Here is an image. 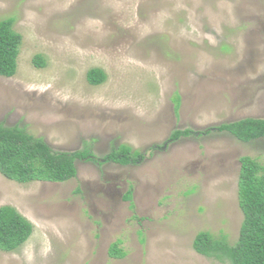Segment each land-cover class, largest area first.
I'll use <instances>...</instances> for the list:
<instances>
[{"label":"rangeland","instance_id":"1","mask_svg":"<svg viewBox=\"0 0 264 264\" xmlns=\"http://www.w3.org/2000/svg\"><path fill=\"white\" fill-rule=\"evenodd\" d=\"M7 17L22 44L17 73L0 76V122L57 151L102 160L128 144L142 157L76 159L65 182L0 172V206L34 226L0 264H224L193 241L202 230L238 239L240 158L264 165V137L217 129L264 119V0H0ZM92 67L103 83L88 81ZM175 129L191 133L171 140ZM118 240L122 258L109 254Z\"/></svg>","mask_w":264,"mask_h":264},{"label":"trees","instance_id":"2","mask_svg":"<svg viewBox=\"0 0 264 264\" xmlns=\"http://www.w3.org/2000/svg\"><path fill=\"white\" fill-rule=\"evenodd\" d=\"M15 19H0V76L12 77L17 73L18 56L22 35L14 28ZM33 62L44 67L46 61L37 53ZM93 85L103 83L107 74L100 67L87 72ZM176 108L180 97L176 96ZM220 131H228L236 138L248 142L264 137V119L243 118L222 123ZM208 128L205 131L210 132ZM191 133L190 129H175L171 140ZM142 154L128 144H120L103 156L102 160L84 148L75 152L54 150L43 137L35 136L25 127L8 126L0 122V172L20 183L31 181L65 182L77 174L76 159L89 161L117 162L127 165L135 163ZM239 204L243 212L238 239L231 243L226 235H215L208 230L199 231L193 241L194 249L207 257L224 264H264V165L249 155L240 158ZM131 197L129 191L127 198ZM32 222L12 205L0 206V250L15 251L23 245L33 232ZM118 240L111 244L109 254L122 258L126 252Z\"/></svg>","mask_w":264,"mask_h":264}]
</instances>
